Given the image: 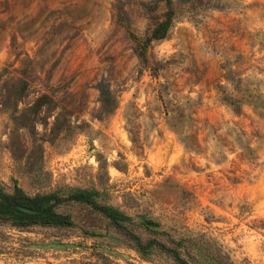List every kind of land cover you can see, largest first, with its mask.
Listing matches in <instances>:
<instances>
[{
	"label": "rangeland",
	"instance_id": "obj_1",
	"mask_svg": "<svg viewBox=\"0 0 264 264\" xmlns=\"http://www.w3.org/2000/svg\"><path fill=\"white\" fill-rule=\"evenodd\" d=\"M173 2L145 63L162 0H0V192L70 196L68 225L0 222V264H264V0Z\"/></svg>",
	"mask_w": 264,
	"mask_h": 264
},
{
	"label": "trees",
	"instance_id": "obj_2",
	"mask_svg": "<svg viewBox=\"0 0 264 264\" xmlns=\"http://www.w3.org/2000/svg\"><path fill=\"white\" fill-rule=\"evenodd\" d=\"M165 3V11L160 17H156L153 26L146 32V34H137L135 31H131V36L135 42L136 50L142 61L149 63L148 61V50L154 41H159L165 39L172 27L175 15V8L173 0H162ZM116 20L127 26L130 29L129 16L123 8H118L115 5L114 8ZM147 67L151 69L152 75L158 77L160 71L159 67L155 64H147ZM103 93V101L106 104V96L111 95L110 91L101 90ZM163 97V94H160ZM105 97V98H104ZM162 101L163 113H165L169 119L171 127L184 134L187 129H192L195 125L196 119L193 117V111H189L191 104L187 103L188 106H182L179 104H173L170 101ZM223 102L229 104L239 112L241 107V100L227 96L221 98ZM42 102L56 103L53 98L48 94H42L37 100L35 106L45 107ZM48 105V104H47ZM57 107V106H56ZM55 107V108H56ZM54 108V109H55ZM62 112H58L53 121V130L59 126L60 118ZM188 144L194 147V144L190 142L188 136L185 137ZM70 196H63L55 193H45V194H35V195H25L19 188H16L14 192H0V222H10L21 228H29L33 225H47V226H62L68 225L70 216L66 213L59 212L58 207L61 205L62 201L69 200ZM102 212L110 218V220L120 225V214L113 208L103 205ZM124 227V226H121ZM131 238L137 240L138 245H149L152 240L149 239L146 242H142L139 236L132 231H128ZM169 251L173 253L175 258L182 264H190V262L182 257L181 252L177 248H168Z\"/></svg>",
	"mask_w": 264,
	"mask_h": 264
}]
</instances>
